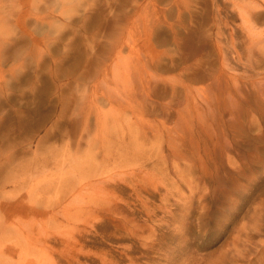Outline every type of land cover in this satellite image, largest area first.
<instances>
[{
  "label": "rangeland",
  "instance_id": "374dc122",
  "mask_svg": "<svg viewBox=\"0 0 264 264\" xmlns=\"http://www.w3.org/2000/svg\"><path fill=\"white\" fill-rule=\"evenodd\" d=\"M69 2L0 36V263L264 264V0Z\"/></svg>",
  "mask_w": 264,
  "mask_h": 264
},
{
  "label": "bare ground",
  "instance_id": "6f19581e",
  "mask_svg": "<svg viewBox=\"0 0 264 264\" xmlns=\"http://www.w3.org/2000/svg\"><path fill=\"white\" fill-rule=\"evenodd\" d=\"M7 1L8 0H0V36L2 35V34H9V35H12L14 32H15V30H17V29H15V28H17L16 26L18 25V27H19V29H20V32H27L28 33V35H32V33H33V31L32 32H30L29 31V29L23 24V26L21 25V23L23 22V21H20L21 19H22V11H23V7H25L24 5H23V3H22V0H13L14 1V3H12L10 6L12 7V9L14 10V9H17V11L15 12V17L17 18V19H14V20H16V22H14V21H11V19H10V17H11V15H13L14 14V11H11L10 9L11 8H8V6H7V4H5V3H7ZM10 1H12V0H10ZM70 0H51V3H50V0H37V2L38 3H36V5H35V7H33V8H35V10L34 11H37V13L35 14L36 16V19H40L41 20V22L42 23H46V22H49V26L52 28V29H50V30H58L59 31V34L60 33H64V31L62 30V29H59V28H61V27H57V25L55 26V24H54V22H51V17H55V12L57 11V9H58V6L59 5H61L62 4V6H61V9L59 10V18H57V19H55L56 21H58V20H66V17H65V15H67L69 12H70V10H71V8H73V5H71L70 4V2H69ZM40 2V3H39ZM32 3V2H31ZM31 3H29L28 5H31ZM9 6V7H10ZM241 9V8H240ZM246 10V9H245ZM249 10V9H248ZM32 11V10H31ZM247 11V10H246ZM251 10H249V12H250ZM29 12V11H28ZM29 13H31V12H29ZM242 13V12H241ZM244 13V14H243ZM242 14L244 15V17H245V13L246 12H243ZM247 15L249 14L248 12L246 13ZM69 15V14H68ZM242 15V16H243ZM250 15H251V13H250ZM68 17V16H67ZM25 18H27L26 16L24 17V19ZM12 20H13V18H12ZM54 20V19H53ZM52 20V21H53ZM54 20V21H55ZM46 21V22H45ZM67 21V20H66ZM42 26H44V25H42ZM43 28V27H42ZM41 28V29H42ZM39 29V28H38ZM49 30V29H48ZM38 31V30H37ZM17 32V31H16ZM38 34V33H37ZM15 35V34H14ZM45 35V34H44ZM17 36V35H16ZM31 37V36H30ZM0 39H1V41L0 42H2V43H0V80H3L4 79V70L3 69H1V68H3L2 66H3V64L5 63V62H9V61H11V60H15V59H18L17 57H19V56H21L22 55V52L25 54L26 53V55L27 56H32L33 58H34V52L36 53V50H35V48H36V46L38 45V44H36V46H34V47H30L28 50H22V48H20V39H17V37H15V38H13L12 40H10V37H5L4 36V39L2 40V38L0 37ZM31 39V38H30ZM40 39H42V36H41V38ZM5 40H6V42H5ZM44 40H46V38L44 39ZM44 40H42V43H43V41ZM34 42H36V40L34 39ZM33 42V43H34ZM4 43H7L6 45L4 44ZM29 43V42H28ZM45 43V42H44ZM12 44V46L10 47V45ZM45 45H49L48 43L47 44H45ZM38 47H40L39 45H38ZM38 47L36 48L37 50H39L38 49ZM12 50V51H10V50ZM35 50V51H34ZM42 51V50H41ZM23 54V55H24ZM25 56V55H24ZM28 60H30V59H28ZM8 64V63H7ZM15 68H17L14 64H13V66L12 67H10V70L12 71H15L14 69ZM90 108H93V107H90ZM80 110V109H79ZM93 110H94V108H93ZM90 111H92V109L90 110ZM89 111V112H90ZM96 111H98V110H96ZM86 112V111H85ZM85 112H84V114H85ZM88 112V113H89ZM81 114V113H80ZM99 115V114H98ZM88 116H86V118H87ZM97 117V116H96ZM97 119V118H96ZM88 120V119H87ZM33 121V120H32ZM47 123V119H41V120H39V121H33V124H31V122L30 121H26V122H24V125H25V128H26V130H32V129H34V128H38V127H42V126H44L45 124ZM86 124V123H85ZM84 124V125H85ZM84 129V128H83ZM91 129V128H90ZM90 132H91V130H90ZM81 137V136H80ZM82 137H83V135H82ZM80 139V138H79ZM82 139V138H81ZM96 140V139H95ZM91 141V140H90ZM94 141V140H93ZM97 141H98V139H97ZM89 142V141H88ZM90 143V142H89ZM92 143V142H91ZM40 144V143H39ZM79 144H80V142H79ZM28 147V146H27ZM44 147V146H43ZM40 149V148H39ZM28 150V149H27ZM8 151V150H7ZM10 151V150H9ZM25 151V150H24ZM30 151V150H29ZM93 151V150H92ZM14 154V153H13ZM63 155V154H62ZM66 155H68V154H66ZM1 156V155H0ZM66 157V156H65ZM68 157H70V156H68ZM67 157V158H68ZM48 158H50V157H48V156H44V157H42L41 159H34V161H32L31 163H29V161H28V163H27V161H26V164H25V162H24V166H22V168H21V171H22V174L23 175H28V176H30V175H32V180H34V176H37V175H35L36 173H43V172H45L46 171V169H47V167L49 166V163H50V160L48 159ZM59 158V157H58ZM8 159H10V158H8ZM69 159V158H68ZM67 159V160H68ZM63 160H66V159H63ZM61 161V160H60ZM9 162V161H8ZM52 162V161H51ZM66 162V161H65ZM62 163V162H61ZM60 163V164H61ZM56 164V163H55ZM17 165H19V164H17ZM52 165V164H51ZM57 165H58V163H57ZM12 166V165H11ZM15 166V165H14ZM13 166V167H14ZM56 166V165H55ZM59 166V165H58ZM73 166V165H72ZM50 167V166H49ZM3 168V167H2ZM10 168V167H9ZM70 168V167H69ZM17 169V168H16ZM66 169V168H65ZM47 170H49V169H47ZM51 171V170H50ZM62 171V170H61ZM60 171V172H61ZM67 172H68V170H67ZM21 173V172H20ZM47 173H48V171H47ZM50 173V172H49ZM64 173V172H63ZM69 173V172H68ZM44 174V173H43ZM46 174V173H45ZM18 175V174H17ZM26 175L25 176H23L22 178H16L14 181H13V185L15 186V188H19V189H23L26 185H25V181H26V179L28 178V176H27V178H25L26 177ZM59 175V174H58ZM42 176V175H41ZM40 176V177H41ZM46 176V175H45ZM34 177V178H33ZM43 177V176H42ZM60 177L62 178V176L60 175ZM59 177V180L61 179ZM38 178V177H37ZM37 178H36V180H37ZM45 178V177H44ZM81 178V177H80ZM29 179V178H28ZM83 179V178H82ZM30 180V179H29ZM48 180V179H47ZM84 180V179H83ZM11 181V180H10ZM28 181V180H27ZM31 181V180H30ZM54 181V180H53ZM52 181V182H53ZM4 182V181H3ZM33 181H31L30 183H32ZM38 182V181H37ZM62 182V181H61ZM75 182H77V181H75ZM79 182H82V181H78L77 183H78V186H79ZM29 183V182H28ZM41 183V182H40ZM0 184H3V187L5 188L6 187V185H5V183H0ZM26 184H27V182H26ZM61 184V183H60ZM63 184H64V182H63ZM63 184H61V185H63ZM88 184V183H87ZM25 185V186H24ZM58 185H59V183H58ZM81 185V184H80ZM89 185V184H88ZM40 186V185H39ZM55 186V185H54ZM64 186V185H63ZM71 186V185H70ZM85 186H87V185H85ZM75 187H77V184H76V186ZM84 187V186H83ZM3 188V189H4ZM60 189L59 187H55V189ZM87 188V187H86ZM2 189V190H3ZM74 189V188H73ZM80 189V188H79ZM1 190V189H0ZM54 189L52 188V191H53ZM62 190V189H61ZM81 190V189H80ZM55 191V190H54ZM60 191V190H59ZM66 191V190H65ZM64 191V192H65ZM1 192V191H0ZM69 192H71V191H69ZM80 192V191H79ZM78 192V193H79ZM2 193V195H3V193L4 192H1ZM8 193H10V192H7V194ZM56 193H57V191H56ZM60 193V192H59ZM62 193V192H61ZM77 193V194H78ZM14 194H16L15 192H14ZM65 194V193H64ZM66 194L67 195H69V193H67V191H66ZM76 194V193H75ZM74 194V195H75ZM76 194V195H77ZM10 195V194H9ZM9 195H6V197L8 196L9 197ZM11 195H13L12 193H11ZM57 195H60V194H57ZM73 195V196H74ZM80 195H81V193H80ZM5 196V195H4ZM15 196V197H14ZM13 197L14 198H16V195H14ZM62 196H63V194H62ZM61 196V197H62ZM78 196V195H77ZM83 196V194L81 195V197ZM5 197V198H6ZM18 197V196H17ZM78 197H80V196H78ZM20 199H22L21 197H19ZM39 198V197H38ZM48 198V197H47ZM55 200L57 199V198H55V197H53ZM63 198H65V197H63ZM62 198V199H63ZM73 198V197H72ZM11 199V198H10ZM43 199H44V197H43ZM67 199V198H66ZM65 199V200H66ZM79 199H81V198H79ZM83 199V198H82ZM6 200V199H5ZM4 200V201H5ZM18 200V199H17ZM49 200V199H48ZM64 200V199H63ZM64 200V201H65ZM75 200V199H74ZM78 200V199H77ZM3 201V200H2ZM52 201H54V200H52ZM71 201V200H70ZM22 202H24V201H22ZM25 202H27L26 200H25ZM40 202V201H39ZM49 202V201H48ZM74 202V201H73ZM34 203H38L36 200H35V202H31L30 204H34ZM50 203H52V202H50ZM61 203V200L59 199L58 200V202H56L55 204H60ZM81 203V202H80ZM1 204V203H0ZM16 204H18V203H16ZM63 204V203H62ZM77 204V203H76ZM93 204V203H92ZM37 204H35L33 207L35 208V206H36ZM66 205H68V204H66ZM44 206V205H43ZM52 206V205H51ZM50 206V207H51ZM7 206L6 205H1L0 206V214L2 215V213H5L4 211H5V208H6ZM15 207V206H14ZM44 207H46V206H44ZM47 208V207H46ZM53 208V207H52ZM56 208V207H55ZM10 209V208H9ZM35 209H37V208H35ZM34 209V210H35ZM13 210V209H12ZM59 210V209H58ZM13 213V212H12ZM53 214V213H52ZM58 216V215H57ZM56 216V217H57ZM13 218V217H12ZM14 221V220H13ZM8 222V221H7ZM12 222V221H11ZM9 226H10V224H11V226L13 225V223H10V221H9ZM3 225V224H2ZM1 224H0V235H1V237H4V236H6V235H8V234H6V228L8 227V225H6L7 227H5L4 228V226H2ZM4 225H5V222H4ZM14 227L16 226V225H13ZM19 227L18 228H20V226L21 225H18ZM17 227V226H16ZM25 227V226H24ZM12 228V227H11ZM25 228H27V227H25ZM24 228V229H25ZM7 229H9V227L7 228ZM13 229V228H12ZM24 229L22 228L21 230H19V229H17L16 230V232L18 233V235L20 236V234L22 235V238L25 236V237H28L29 235H30V232H27V231H25L24 232ZM26 230V229H25ZM13 231H14V229H13ZM10 232V231H9ZM15 232V231H14ZM14 232H11L12 234L14 233ZM16 232H15V234H16ZM11 233H9V234H11ZM11 234V235H12ZM15 234H13V236L15 235ZM29 234V235H28ZM48 235V234H47ZM18 236V237H19ZM54 236V235H53ZM0 237V239H1V241H4V240H2L3 238H1ZM8 237V236H7ZM48 237V236H47ZM50 237V236H49ZM15 239V238H14ZM14 239H12V241L13 242H16V240L14 241ZM21 239V238H20ZM20 239H18V241L20 240ZM28 239H29V237H28ZM46 239V238H45ZM26 240H27V238H26ZM26 240H22V241H24L25 243L27 242ZM31 240V239H30ZM1 241H0V258L2 257V256H4V255H6V254H4L5 253V251H4V248H6V246L5 245H1V244H4V242L5 243H7L6 241H4L3 243H1ZM8 241V240H7ZM22 241H20V242H17V245L20 243L21 244V242ZM9 242V241H8ZM24 242H22V243H24ZM31 242V241H30ZM23 244V246L24 245H26V244ZM9 244H10V242H9ZM13 243H11V245H12ZM29 245H31L30 243H28ZM11 245H10V247H11ZM14 245V244H13ZM19 246V245H18ZM27 246L28 245H26V247H24V248H26L27 249ZM33 246V245H32ZM8 247V246H7ZM14 248H15V246H14ZM7 249V248H6ZM22 249V248H21ZM12 250V249H11ZM15 250V249H14ZM13 250V251H14ZM23 251V250H22ZM16 252V251H15ZM21 252V251H20ZM23 253V252H22ZM21 253V254H22ZM8 254V253H7ZM20 254V255H21ZM24 254V253H23ZM22 254V255H23ZM28 254V253H27ZM21 255V257H23ZM25 256V255H24ZM6 256H4V258H5ZM11 257V255L8 257V258H10ZM20 257V256H19ZM26 257V256H25ZM3 258V257H2ZM2 258H1V260H2ZM8 258H6L7 260H8ZM10 259H12V258H10ZM10 259H9V262H10ZM0 260V261H1ZM6 260V261H7ZM13 260V259H12ZM11 260V261H12ZM34 260V259H33ZM42 260V259H41ZM45 261H46V258H45ZM51 261V260H50ZM2 262V261H1ZM8 262V261H7ZM6 262V263H7ZM8 262V264H11V263H13V261L11 262V263H9ZM37 263H38V261H36ZM54 262V261H53ZM3 263V262H2ZM2 263H0V264H2ZM34 263V262H33ZM45 263V262H44ZM56 263V262H55ZM14 264V263H13ZM17 264V263H16ZM21 264V263H20ZM43 264V263H42Z\"/></svg>",
  "mask_w": 264,
  "mask_h": 264
}]
</instances>
